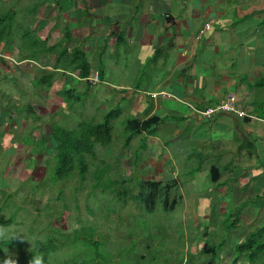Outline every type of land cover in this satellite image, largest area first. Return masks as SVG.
Masks as SVG:
<instances>
[{
  "label": "crops",
  "instance_id": "crops-1",
  "mask_svg": "<svg viewBox=\"0 0 264 264\" xmlns=\"http://www.w3.org/2000/svg\"><path fill=\"white\" fill-rule=\"evenodd\" d=\"M58 1L60 6L53 0L41 6L36 22L50 24L56 34L49 45L63 37L52 30L57 19L68 25V49L85 52L101 82L90 86L76 72L59 70L41 98L52 129L68 120L66 94L87 108L102 105L79 115L75 128L99 123L110 108L113 136L128 135L136 152L119 166L137 162L144 168L139 194L145 210L155 213L163 197L166 214L178 208L192 216L203 237L228 219L232 249L250 234L255 242L264 238V0ZM0 80L3 89L2 75ZM230 93L247 116L201 114ZM45 142L49 150L58 146L54 139ZM201 244L193 250L206 251Z\"/></svg>",
  "mask_w": 264,
  "mask_h": 264
},
{
  "label": "rangeland",
  "instance_id": "rangeland-1",
  "mask_svg": "<svg viewBox=\"0 0 264 264\" xmlns=\"http://www.w3.org/2000/svg\"><path fill=\"white\" fill-rule=\"evenodd\" d=\"M44 11L42 18L53 9ZM38 18L32 21L34 33L51 36L50 24L36 22ZM14 48L4 53L0 73V215L12 221L0 227V264L9 259L29 264L34 255L42 257V264H264V248H259L264 238L256 239L251 251L232 249L228 219L220 230L203 237L192 226V216L178 208L166 214L163 197L155 213L145 210L144 195L139 194L145 187L144 168L137 162L130 169L118 164L128 152L136 153L124 133L114 136L108 147L97 145L98 159L84 183L78 168L66 174L52 157L56 150L45 142L53 141L54 119L44 111V91L37 93L32 81L40 65L31 60L19 64ZM65 97L70 106L63 110L71 114L61 125L67 129L75 128L79 115L102 106L91 96L95 104L89 108L74 96ZM126 170L131 172L128 178ZM200 242L208 245L206 251L193 250Z\"/></svg>",
  "mask_w": 264,
  "mask_h": 264
},
{
  "label": "trees",
  "instance_id": "trees-1",
  "mask_svg": "<svg viewBox=\"0 0 264 264\" xmlns=\"http://www.w3.org/2000/svg\"><path fill=\"white\" fill-rule=\"evenodd\" d=\"M39 1L27 0L22 4L21 0H0V52L4 54L15 47L14 52L18 56L19 62L33 60L39 63L37 75L33 80L37 93L50 90L59 70L63 73L76 72V76L82 80L86 79L91 71V63L87 60L85 52L79 48L68 49L67 45L72 39L68 25L62 26L57 19L52 30L60 29L63 37L54 45H49L50 35L43 38L34 33L32 21L39 14L41 6L48 0H42L43 3ZM53 1L57 6H60L58 0ZM27 2H33L32 6ZM17 31L18 36L16 35ZM47 65H51V71L45 68ZM113 117L111 112L106 114L103 122H82L74 129L59 126L53 128V139L58 143V146L52 157L59 160L58 163L62 169H65L66 174H70L75 168H78L81 181L84 183L88 173L91 172L92 161L98 159L97 145L108 147L113 141L111 125ZM11 222V219L0 215V227L10 225ZM254 244L255 235L250 234L243 243L237 245V250H241L242 253L245 248L251 251ZM261 247L264 248V246L259 248ZM250 259L252 260V258Z\"/></svg>",
  "mask_w": 264,
  "mask_h": 264
},
{
  "label": "built area",
  "instance_id": "built-area-1",
  "mask_svg": "<svg viewBox=\"0 0 264 264\" xmlns=\"http://www.w3.org/2000/svg\"><path fill=\"white\" fill-rule=\"evenodd\" d=\"M209 27H210L209 24L206 25L202 32H204ZM0 56H2L4 59L7 58V57H4L5 55L2 54L1 52H0ZM12 61H14V60H12ZM21 63L22 62H19V64H21ZM84 81H86L90 86L98 85L101 82L99 71L98 70H92L89 73L88 77L86 79H84ZM164 94L168 97H171L170 94H167V93H164ZM220 112H231V113L237 114L238 116H241V117L242 116L245 117L248 115L244 111H241L237 108L236 98H235V95L233 93H230L227 96V99L225 101H223L222 103L215 105V106L208 107L207 109L202 111L201 114L207 118H212L214 115H216Z\"/></svg>",
  "mask_w": 264,
  "mask_h": 264
},
{
  "label": "clouds",
  "instance_id": "clouds-1",
  "mask_svg": "<svg viewBox=\"0 0 264 264\" xmlns=\"http://www.w3.org/2000/svg\"><path fill=\"white\" fill-rule=\"evenodd\" d=\"M4 264H17L15 259H9L5 260ZM29 264H42V257L34 255L30 261Z\"/></svg>",
  "mask_w": 264,
  "mask_h": 264
},
{
  "label": "water",
  "instance_id": "water-1",
  "mask_svg": "<svg viewBox=\"0 0 264 264\" xmlns=\"http://www.w3.org/2000/svg\"><path fill=\"white\" fill-rule=\"evenodd\" d=\"M0 62H2L3 64H5L6 63V60L2 56H0Z\"/></svg>",
  "mask_w": 264,
  "mask_h": 264
}]
</instances>
